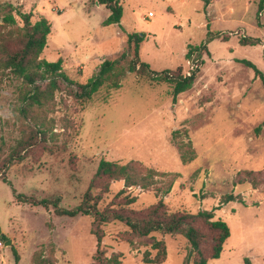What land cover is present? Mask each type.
Segmentation results:
<instances>
[{
	"label": "rangeland",
	"instance_id": "1",
	"mask_svg": "<svg viewBox=\"0 0 264 264\" xmlns=\"http://www.w3.org/2000/svg\"><path fill=\"white\" fill-rule=\"evenodd\" d=\"M121 2L120 25L104 26L110 11L96 0H0V18L14 7L32 13L33 23L49 21L51 34L41 59H61L65 74L79 84H86L104 61L126 52L132 33L145 36L140 55L156 72L180 68L188 75L189 47H208L193 88L176 101L171 86L127 74L120 89L103 87L89 102H77L63 85L50 105L35 106L24 115L23 83L0 78V169L33 121L49 129L48 143L35 146L10 167L7 183L0 179L1 234L13 241L6 247L0 239V264H35L37 253L48 259L51 250L55 264H93L97 240L91 218L58 217L52 208L18 203L15 192L38 200L60 199V207L74 209L101 160L137 161L178 175L165 196L153 189H131L138 200L130 209L143 211L163 199L170 212L212 211L216 220L229 225L231 236L220 259L210 264H264V187L235 184L240 172L264 174V87L241 62L250 61L264 73V11L258 18V4L251 0H212L209 5L204 0ZM209 33L228 39L208 43ZM244 36L260 44L243 46ZM189 141L196 159L185 166L179 146ZM123 188L122 181L112 183L104 205ZM231 194L244 203L223 204ZM103 229L108 257L120 254L122 264H144L150 240L132 237L117 222ZM156 238L167 246L163 264H184L189 252L184 238ZM130 239L134 246L127 242Z\"/></svg>",
	"mask_w": 264,
	"mask_h": 264
},
{
	"label": "trees",
	"instance_id": "2",
	"mask_svg": "<svg viewBox=\"0 0 264 264\" xmlns=\"http://www.w3.org/2000/svg\"><path fill=\"white\" fill-rule=\"evenodd\" d=\"M209 5L212 0H204ZM258 4L257 17L264 11V0H251ZM101 6L110 11V16L104 22V26L120 25L123 19L124 8L121 0H96ZM16 13V15H14ZM16 16L20 18L23 26H18ZM32 13H24L20 9L10 7L0 18V78H13L20 80L25 89L22 101L24 107L20 111L27 115L35 106L50 105L55 95L65 85L69 90V96L77 102H89L103 88L120 89L121 81L127 74H135L139 78H146L152 84H167L172 87L173 100L191 90L203 65V56L208 53L207 45L190 46L185 56L192 64L190 75H185L182 69L154 71L144 62L140 55V49L145 41V36L138 33L128 35L127 51L115 60L104 61L97 73L86 83L79 84L71 81L64 72L63 61L48 62L41 59L48 38L51 34V24L45 18L33 23ZM223 38L227 35L209 33L208 43L211 40ZM240 44L243 46H257L260 40L252 37H242ZM251 69L255 77L260 79L264 87V73L252 62L241 61ZM49 129L46 123L33 121L29 133L18 143V147L7 157L0 169V179L8 182L6 171L14 164L22 162L35 146L48 143ZM54 140V138H51ZM50 151H54L50 149ZM180 158L183 165H189L196 159V152L192 142L179 146ZM178 178V175L159 172L153 168L144 166L137 161L127 164L101 160L89 188L82 197L80 205L74 209L60 207V199L38 200L22 194L16 195L20 204L33 207H42L46 210L53 209L58 217L76 218L85 216L92 219V235L97 240V249L93 256V264H122V255L112 257L106 255L103 247L105 232L103 227L117 222L128 228L129 233L136 239H148L151 241V251H146L142 257L144 264H163L167 260V246L163 240H157L156 235L182 237L189 244L188 256L184 264H210L212 260L220 259L224 245L231 236L229 225L215 219L212 211H200L196 214L187 211L170 212L163 199L157 204L143 211L130 209L138 198L133 196L131 189L138 188L143 191L151 189L159 196L168 195ZM124 182V188L120 190L110 203L104 205L106 196L111 192L114 182ZM252 185L253 189L264 187V174L261 172L245 171L237 176L236 185ZM244 203L233 194L223 198V204L231 202ZM0 239L5 243L9 241L1 234ZM132 246L135 242L127 241ZM152 251L155 254H152ZM54 250L50 257L37 253L34 257L35 264H55ZM16 260L19 256L15 253Z\"/></svg>",
	"mask_w": 264,
	"mask_h": 264
},
{
	"label": "water",
	"instance_id": "3",
	"mask_svg": "<svg viewBox=\"0 0 264 264\" xmlns=\"http://www.w3.org/2000/svg\"><path fill=\"white\" fill-rule=\"evenodd\" d=\"M98 5H99V3H97ZM12 245H13V241L12 240H9V241H7L6 243H5V246L6 247H12Z\"/></svg>",
	"mask_w": 264,
	"mask_h": 264
},
{
	"label": "built area",
	"instance_id": "4",
	"mask_svg": "<svg viewBox=\"0 0 264 264\" xmlns=\"http://www.w3.org/2000/svg\"><path fill=\"white\" fill-rule=\"evenodd\" d=\"M188 75H190V74H188Z\"/></svg>",
	"mask_w": 264,
	"mask_h": 264
}]
</instances>
